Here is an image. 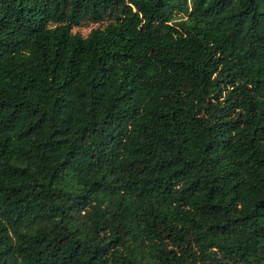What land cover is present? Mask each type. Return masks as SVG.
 <instances>
[{
	"label": "trees",
	"instance_id": "obj_1",
	"mask_svg": "<svg viewBox=\"0 0 264 264\" xmlns=\"http://www.w3.org/2000/svg\"><path fill=\"white\" fill-rule=\"evenodd\" d=\"M192 2L0 0V264H264V0Z\"/></svg>",
	"mask_w": 264,
	"mask_h": 264
},
{
	"label": "rangeland",
	"instance_id": "obj_2",
	"mask_svg": "<svg viewBox=\"0 0 264 264\" xmlns=\"http://www.w3.org/2000/svg\"><path fill=\"white\" fill-rule=\"evenodd\" d=\"M175 5H180V9L174 8L171 12V21H176V20H181V21H188L189 17L194 16L195 12L194 11V4L192 0H173ZM170 24L167 23L166 27L164 28L162 34L168 37H173L175 35V30L169 26ZM218 27H220L219 24H216L213 21L212 26L210 25H205L204 29L207 32L217 34L219 32ZM82 32H86V28H81L79 29Z\"/></svg>",
	"mask_w": 264,
	"mask_h": 264
}]
</instances>
